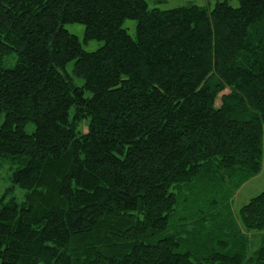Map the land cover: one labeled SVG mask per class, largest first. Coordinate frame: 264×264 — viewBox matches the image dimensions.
<instances>
[{"label":"trees","instance_id":"16d2710c","mask_svg":"<svg viewBox=\"0 0 264 264\" xmlns=\"http://www.w3.org/2000/svg\"><path fill=\"white\" fill-rule=\"evenodd\" d=\"M214 1L0 0V158L25 191L0 199V264H264L245 232L264 231V192L244 229L212 215L200 235L186 207L262 170L264 0Z\"/></svg>","mask_w":264,"mask_h":264},{"label":"rangeland","instance_id":"374dc122","mask_svg":"<svg viewBox=\"0 0 264 264\" xmlns=\"http://www.w3.org/2000/svg\"><path fill=\"white\" fill-rule=\"evenodd\" d=\"M149 10L159 9L161 11H169L177 8L197 6L207 10H212L215 7L216 2L214 0H163L158 2L157 0H146ZM233 7H238L236 0L231 1ZM71 35L76 36L84 51L88 53L96 52L101 47L103 43L96 41H90L85 43V27L79 24L65 25L64 27ZM123 28L127 30L128 34L132 37H136L137 33V22L134 20H126L123 24ZM13 66L14 63H4V67ZM75 61H72L66 66V74L71 79L72 83L76 87H82L84 85V80L75 76L74 74ZM73 110H71V114ZM4 116L0 119V126L4 122ZM35 131V126L33 124H28L26 127L27 134L31 135ZM263 151H264V134H263ZM15 171V166L7 161L0 158V199L9 190V198L13 197L18 202H22L25 198V191L19 188H12L14 185L12 183V176ZM264 192V152H263V162L261 173L250 180L245 186L239 189L232 200L224 201V196L221 194L215 200L216 203L209 202H194L188 199L186 202V207L189 213H193L194 223L192 226L203 235L205 229H211L212 227V215H217L216 219H222V222L230 223L231 220L236 223L237 226L243 228L239 211L240 209L247 205L251 199L258 196ZM229 204V205H228ZM182 214V212H181ZM211 214V216H210ZM179 218V217H178ZM210 218V220L208 219ZM207 219V220H206ZM244 229V228H243ZM245 231V230H244ZM246 237L249 240L248 255L255 253L262 245L264 240V231H245Z\"/></svg>","mask_w":264,"mask_h":264},{"label":"crops","instance_id":"0c3cea01","mask_svg":"<svg viewBox=\"0 0 264 264\" xmlns=\"http://www.w3.org/2000/svg\"><path fill=\"white\" fill-rule=\"evenodd\" d=\"M247 183H248V182H247ZM247 183H246V184H247ZM246 184H245V185H246ZM245 185H244V186H245Z\"/></svg>","mask_w":264,"mask_h":264}]
</instances>
